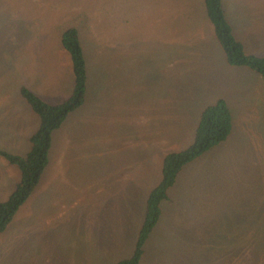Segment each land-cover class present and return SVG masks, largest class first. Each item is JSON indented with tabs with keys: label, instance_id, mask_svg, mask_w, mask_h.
<instances>
[{
	"label": "rangeland",
	"instance_id": "rangeland-1",
	"mask_svg": "<svg viewBox=\"0 0 264 264\" xmlns=\"http://www.w3.org/2000/svg\"><path fill=\"white\" fill-rule=\"evenodd\" d=\"M231 1L222 5L227 19L233 7L234 33L264 56V0ZM61 25L59 35L77 28L91 59L84 103L64 120L61 151H51L59 158L0 233V264L130 255L164 155L192 142L200 111L219 98L231 132L179 173L174 214L162 225L160 216L139 264H264V78L226 62L203 0H0V150L24 154L38 124L21 86L51 103L72 90ZM101 174L104 207L90 212ZM18 181L0 155V200Z\"/></svg>",
	"mask_w": 264,
	"mask_h": 264
},
{
	"label": "trees",
	"instance_id": "trees-1",
	"mask_svg": "<svg viewBox=\"0 0 264 264\" xmlns=\"http://www.w3.org/2000/svg\"><path fill=\"white\" fill-rule=\"evenodd\" d=\"M223 0H203L207 19L213 29L215 40L224 53L226 62L233 66H246L264 78V56L248 53L238 40L227 20ZM61 45L71 60L73 90L69 97L57 104L41 99L27 87L20 88L32 110L39 117V126L30 137V148L23 156L0 150L9 163L17 166L19 181L7 199L0 201V233L12 222L19 207L35 189L49 160L52 133L59 128L67 116L81 106L85 99L88 80V65L78 30L69 26L61 34ZM232 129L231 113L225 100L219 98L202 108L196 124L193 140L185 148L166 153L161 163V177L149 191L143 220L139 228L132 253L115 264H139L144 253V244L162 214L161 204L169 200V191L177 181L183 168L201 157L210 149L224 142Z\"/></svg>",
	"mask_w": 264,
	"mask_h": 264
},
{
	"label": "crops",
	"instance_id": "crops-1",
	"mask_svg": "<svg viewBox=\"0 0 264 264\" xmlns=\"http://www.w3.org/2000/svg\"><path fill=\"white\" fill-rule=\"evenodd\" d=\"M231 2H233V0L231 1ZM223 3V2H222ZM224 9V8H223ZM224 12H225V10H224ZM227 14H228V16H229V18L227 19L229 22H230V24H231V26H232V24L234 25V18H233V16H235L234 15V11H233V7L227 12ZM226 15V14H225ZM227 18V17H226ZM239 20H241V19H238V21ZM237 24H239V23H237ZM65 25H61L58 29H57V35L59 36V42L61 43V34H62V32H61V34L59 35V33H60V31H61V29L64 27ZM232 30H233V28H232ZM234 30L236 31V32H238V30H237V28L236 27H234ZM234 30H233V34H234V36L238 39V40H240V36H238V33L237 34H235L234 33ZM26 32H27V30H26ZM18 37H20V33L17 35ZM20 41V40H19ZM241 41V40H240ZM13 42V45L14 44H17L16 43V40H15V42H14V40L12 41ZM63 50L65 51V49L63 48ZM248 53H250V52H248ZM254 54V53H253ZM90 62V61H89ZM71 70H72V68H71ZM73 83H74V81H73ZM22 87V86H21ZM20 87V88H21ZM26 87V86H25ZM29 89V88H28ZM29 90H31V89H29ZM72 90H73V87H72ZM72 90H71V92H72ZM32 91V90H31ZM33 92V91H32ZM71 92H70V94H71ZM35 93V92H34ZM36 94V93H35ZM69 94V95H70ZM36 95H38V94H36ZM69 95L67 96V97H69ZM39 96V95H38ZM40 97V96H39ZM66 97V98H67ZM41 98V97H40ZM66 98H64V99H62L61 101H58V102H55V103H51V102H48V101H46V100H44V101H46V102H48V103H51V104H57V103H60V102H62L63 100H65ZM25 99V98H24ZM42 99V98H41ZM49 99H51V97H49ZM27 102V101H26ZM84 103V102H83ZM28 104V103H27ZM30 106V105H29ZM30 108H31V106H30ZM31 110H32V108H31ZM34 112V111H33ZM34 114L36 115V117L38 118V124H37V121H36V119L34 118V121H33V125H32V132L29 134V137H28V140H29V147H28V150H29V148H30V137H31V135L33 134V132L38 128V126H39V117L37 116V114L34 112ZM64 123V122H63ZM63 123H62V125L59 127V128H57V129H55L54 131H53V133H52V143H51V148H50V152H49V155H50V159H56V158H59V157H55V156H52V154H51V151H52V149L54 148V150H55V154H56V152H58V151H61V148L59 147V146H57V147H55L56 146V144H60V142H62V140H63V134H64V132H65V129H64V125H63ZM53 147V148H52ZM27 150V151H28ZM27 151L24 153V154H22V155H20V156H23V155H25L26 153H27ZM48 162H50L49 160H48ZM47 166V165H46ZM17 167V166H16ZM19 170V169H18ZM107 169H103V171L105 172ZM46 174V172H44V170H43V172H42V174ZM161 177V176H160ZM19 178H20V172H19ZM99 176L95 179V181H94V186H95V189L94 190H90V196H91V204H90V212H92V210L97 206V202H98V205L101 203V205L104 207V205H103V203H104V200H105V197H106V191H107V189H106V184H107V182H108V177H106V176H104L103 174H101V179H104V183H105V190H103L102 188H101V184H100V182H99ZM40 180V179H39ZM160 180V179H159ZM100 185V186H99ZM172 189V188H171ZM169 197H170V199L169 200H165V201H163L162 202V204L165 202L166 203V206L165 207H163L162 206V204H161V207H162V214H163V217H162V221H161V225L164 223V221H166L169 217H171L174 213H173V211H169L168 212V210H167V203H169V202H171V201H173V196L171 195V192L169 191ZM146 198H147V196H146ZM7 199V198H6ZM5 200V199H4ZM0 201H3V200H0ZM145 203H146V199H145V202H144V210H143V215H144V211H145ZM173 203V202H172ZM163 211H164V213H163ZM165 212H167V213H165ZM162 214H161V216H162ZM142 220H143V216H142ZM142 220H141V223H142ZM141 223H140V226H141ZM140 226H139V228H140ZM138 231H139V229H138ZM137 234H138V232H137ZM136 238H137V235H136ZM135 242H136V240H135ZM135 246V245H134ZM134 249V248H133ZM129 256V255H128ZM128 256H126V257H128ZM125 258V257H124ZM122 259V258H121ZM120 260V259H119ZM117 262V261H116Z\"/></svg>",
	"mask_w": 264,
	"mask_h": 264
}]
</instances>
